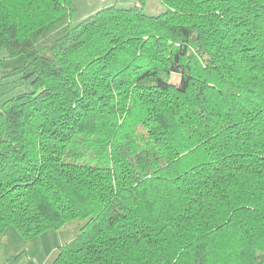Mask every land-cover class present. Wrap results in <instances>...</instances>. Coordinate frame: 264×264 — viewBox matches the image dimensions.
<instances>
[{
  "label": "trees",
  "instance_id": "1",
  "mask_svg": "<svg viewBox=\"0 0 264 264\" xmlns=\"http://www.w3.org/2000/svg\"><path fill=\"white\" fill-rule=\"evenodd\" d=\"M160 1L0 0V253L86 220L52 264H264V0Z\"/></svg>",
  "mask_w": 264,
  "mask_h": 264
},
{
  "label": "rangeland",
  "instance_id": "2",
  "mask_svg": "<svg viewBox=\"0 0 264 264\" xmlns=\"http://www.w3.org/2000/svg\"><path fill=\"white\" fill-rule=\"evenodd\" d=\"M142 1V0H141ZM147 15L158 16L166 11L160 0H143ZM75 12L72 24L77 25L96 12L110 7L130 8L136 5V0H73ZM23 56L8 58L4 67H0V75L4 71L23 66ZM33 90L31 80L23 79L21 75L0 80V103L18 94ZM86 220H74L60 229L48 231L34 239L25 240L14 228H9L1 241V264H52L59 248L75 240L85 225Z\"/></svg>",
  "mask_w": 264,
  "mask_h": 264
}]
</instances>
